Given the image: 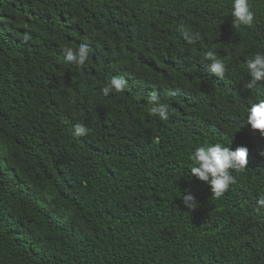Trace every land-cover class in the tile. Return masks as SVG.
<instances>
[{
	"label": "trees",
	"instance_id": "trees-1",
	"mask_svg": "<svg viewBox=\"0 0 264 264\" xmlns=\"http://www.w3.org/2000/svg\"><path fill=\"white\" fill-rule=\"evenodd\" d=\"M249 3L251 28L231 0H0V264H264V138L245 123L264 98L245 65L264 52V0ZM81 43L88 61L66 62ZM112 76L127 87L104 96ZM216 142L249 149L220 198L190 179Z\"/></svg>",
	"mask_w": 264,
	"mask_h": 264
},
{
	"label": "clouds",
	"instance_id": "clouds-1",
	"mask_svg": "<svg viewBox=\"0 0 264 264\" xmlns=\"http://www.w3.org/2000/svg\"><path fill=\"white\" fill-rule=\"evenodd\" d=\"M230 16L232 25L236 27L251 28L256 20V14L250 7L249 0H231ZM183 38L192 43L199 39L198 33H190L183 26L179 29ZM28 37L26 36L25 39ZM64 59L68 63H76L83 66L90 56V47L87 43H81L78 49L64 48ZM204 59L210 61L207 65L208 71L219 78L225 76L227 66L225 62L217 57L215 49H209L204 54ZM248 82L246 87L252 89L259 84H264V52H256L251 59L245 61ZM127 87V80L121 76H112L100 89L104 96L113 92H123ZM175 92H168L169 96H175ZM153 104L150 115L158 116L164 121L169 116V105L161 103L159 96L153 92L148 98ZM246 125L253 131H257L264 138V98L253 102L247 109ZM90 129L83 123L74 125L73 135L76 137L86 136ZM249 149L247 146H238L234 150L231 146H224L220 142L200 145L190 154L192 167L190 168V179L195 178L209 186L211 194L220 198L228 190L230 184L235 182L233 171L241 172L247 168ZM264 156V152L260 153ZM182 204L188 211H195L200 207L196 197L188 193L182 196ZM257 204L264 207V195H261Z\"/></svg>",
	"mask_w": 264,
	"mask_h": 264
}]
</instances>
